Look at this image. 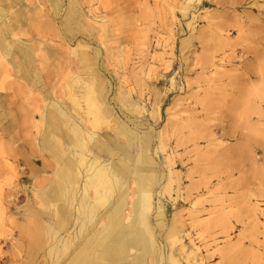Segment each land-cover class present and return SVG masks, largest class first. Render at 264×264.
Instances as JSON below:
<instances>
[{
    "label": "rangeland",
    "instance_id": "obj_1",
    "mask_svg": "<svg viewBox=\"0 0 264 264\" xmlns=\"http://www.w3.org/2000/svg\"><path fill=\"white\" fill-rule=\"evenodd\" d=\"M20 4L15 44L33 53L23 65L34 84L0 51V264L63 263L68 254H49L58 241L33 256L27 243L67 206L75 215L67 233L93 223L64 197H96L81 176L97 145L121 179L99 213L119 190L125 220L133 215L140 191L122 165L142 166L161 264L169 255L179 264H264V0ZM66 166L81 177L66 180L67 195L57 184Z\"/></svg>",
    "mask_w": 264,
    "mask_h": 264
},
{
    "label": "crops",
    "instance_id": "obj_2",
    "mask_svg": "<svg viewBox=\"0 0 264 264\" xmlns=\"http://www.w3.org/2000/svg\"><path fill=\"white\" fill-rule=\"evenodd\" d=\"M22 4H20V0H18L16 3H12L10 2V0H1L0 1V40L1 39H5V43L2 44L0 41V51L2 52L3 55H5L6 57H8L10 66L12 68V62H19L25 72V77L24 80L33 83L34 82L32 80H30L28 78V74H29V70H25L26 68L23 65V61L25 59H28L30 64H34V57H33V53L30 51V49H28V46H24V48H19L17 47V45L15 44L16 41H18L17 39H15L16 36V30L19 28V26L23 25L24 23V15H21V13H19V9H21ZM2 11V13H1ZM9 12H11L9 14ZM9 14V16L7 15ZM6 16V17H4ZM1 47L3 49H1ZM16 51H19L21 54H23V60L22 59H18L19 55L16 53ZM13 69V68H12ZM24 75V74H23ZM47 115V114H46ZM49 116V115H48ZM51 117V116H49ZM82 139H80L81 141ZM80 144V143H79ZM107 153V155H111V151L109 149H104L103 147L97 145V151L95 152V154H93V157L99 161V162H107V160L101 159L100 157V153L104 151ZM113 156V155H112ZM126 159L128 160V162H131L129 154L125 153L123 154L122 157H120V159ZM139 165L140 164H145L146 163V159L145 157L139 160ZM108 165H110V169L111 171L114 173V175H116L115 172V168L113 163H108ZM123 178L127 179L129 177V175L131 174H144L143 173V168L142 166L138 167V168H131L129 163L124 162L123 165ZM134 169V170H133ZM129 174V175H128ZM117 177V176H116ZM135 177V176H134ZM118 179V177H117ZM120 180L121 183V179ZM65 183L62 182L63 187V192L66 191L65 187L68 188V185H64ZM117 185L114 186L113 191L114 192L117 188ZM116 188V189H115ZM54 189V188H53ZM53 190L51 189L50 192V197L54 196L53 194ZM75 197H73L76 202H81V201H85V197L81 196L76 198L77 195L76 193ZM73 194V195H74ZM113 193L110 194V196ZM118 194H119V190H118ZM72 195V194H71ZM64 197V196H63ZM82 197H84L85 199H83ZM140 198V197H139ZM95 199V198H94ZM94 199L91 200L90 198H87L86 201H88L89 204V209L84 211V213H89V216L94 218L95 220L93 221V223L90 226L87 227H83L81 224V221L79 223V226L76 227V231L74 233L78 234V236H75L70 233H67V229L73 224V220L71 219V216H75V215H71L68 213V204L66 205V209H67V213L64 216H56L55 220L52 221V227H45L44 224L39 225L36 224L35 226L39 227L38 232V236L34 241L28 242L27 246L29 248V251L31 252V255H35L37 253H39L40 250H42L44 248L45 245H47V243L45 244L46 241H58V243H60V247H56L53 246L52 243L50 245H52V247L50 248L49 254L52 256V258L57 259V257H62L64 255V253L67 255V258L63 261L62 264H73V260L76 259V254L78 253V251L84 246V243L81 244L83 237L87 236L86 238L90 240V244H93L95 246H97V248L99 246H110V245H114L116 244L117 240L119 239L120 235L119 232L123 231L125 233H129L131 236H134L136 239H138V245L137 248H135V254L134 252H132V250L128 251L127 257H126V261H133L134 258L136 257H142L139 259H141V264H147V260L149 258L150 255H152L155 259L156 264H161L160 261H162V259L164 258L161 254L160 248L157 247L156 245V238H155V230H157V225H155V227H153L148 219V215L149 212L151 210V199H150V210L147 213L143 212V209L141 207V202L138 205V209L133 213V215L130 217H126L128 219V221L125 220L124 218V212L122 209V213H123V218L121 221H119V223L117 222V224L115 225L114 228L111 227L110 224L114 223L115 218L113 217V214H111L112 209L114 208V205L116 204L117 200H118V196L116 198V201L114 202V204L104 212V214H100L99 213V209H98V205L94 202ZM93 201V202H92ZM66 204V203H65ZM94 204V205H93ZM63 208H65V206L63 205ZM95 209L94 211L92 209ZM159 210V208H158ZM83 211V210H82ZM104 219H109L108 221H106V226L105 228H107L108 231H106V234L104 233L102 227H103V220ZM143 220V222L141 221ZM46 221H50V218H47ZM142 223H144V227L142 225ZM161 223V222H159ZM34 226V228H35ZM18 229L20 230V236L24 237V234L27 232V230H29L25 224H19ZM69 228V229H70ZM79 228V229H78ZM78 229V230H77ZM33 230V229H32ZM60 231V232H59ZM127 231V232H126ZM58 232V233H57ZM64 234L62 237L56 238L57 234ZM117 235V236H116ZM148 239V241L150 242L149 245H147V243L145 242V240ZM76 241V242H75ZM149 246V247H148ZM144 249V250H143ZM149 250L148 253H145V251ZM36 252V253H35ZM112 251L111 250H107L106 252H104L103 250V254H105L106 256V261L109 258V255ZM65 255V257H66ZM93 256V255H92ZM91 256V259H93ZM114 259L117 258L116 254L113 255ZM80 262L78 261V264ZM25 264V263H24ZM168 264H179L176 259L169 255L168 256Z\"/></svg>",
    "mask_w": 264,
    "mask_h": 264
},
{
    "label": "bare ground",
    "instance_id": "obj_3",
    "mask_svg": "<svg viewBox=\"0 0 264 264\" xmlns=\"http://www.w3.org/2000/svg\"><path fill=\"white\" fill-rule=\"evenodd\" d=\"M17 1L18 0H10V2H12V3H16ZM262 26H264V25H262ZM0 41L2 44L5 43V39H1ZM1 49H3V48L1 47ZM261 63H262V61H261ZM258 66H262L261 69L264 70V64L258 65ZM12 68L15 72L22 69V72H23L24 77H25L26 74H25V72H24V70H23V68L19 62L13 61L12 62ZM262 73H264V72H262ZM262 75H264V74H262ZM92 106L94 107L96 105L94 103H91V107ZM52 108H53V110L55 109L54 107H52ZM55 111L58 114V110L55 109ZM54 114H52V112H51V113H48L47 115L51 116L52 118H56L55 117L56 115H54ZM73 131H74V134L77 132V130L76 131L73 130ZM79 162L82 163L83 159H81ZM109 166L110 165H108L107 162H99L93 157V160L91 162H89L88 172H91V173H87L85 176H81L82 178L84 177L86 179L85 182H87L88 185L92 188V190L95 191L96 197L94 199V202L100 207L105 204L106 198L112 193L114 186L120 184V180L117 179L116 175H114V173L111 171ZM73 169H74L73 166L64 167L59 172V180L65 182L66 185L69 181H70L71 185H75L77 181H80L79 179L81 177H80V173L78 171H76V168H75L74 172L72 171ZM134 179L136 180V183L138 185V189L140 191L139 193H140L141 207L143 209V212L147 213L150 210V195L148 193L149 192L148 191L149 183L144 178V174L135 175ZM66 180H68V182H66ZM57 184H58L59 190L63 192L64 186L62 185V182L61 183L58 182ZM79 185L81 186L80 183H79ZM86 192H87V189H86ZM64 193H65V195L68 194L65 191H64ZM53 194L55 195L54 192H53ZM124 195H125V191L122 193L120 192L118 194V200H117L116 204L114 205V208L111 211V214H113V217L115 218L114 223L110 224L112 228L115 227L117 222L119 223V221H121L123 219L122 208L124 207V205H123L124 204L123 203V196ZM64 198H66L67 204H68V202L69 203L74 202L73 197L68 198L65 196ZM82 198L87 199V197H85V198L82 197ZM86 199H85V201L80 202L81 209L78 208L79 210H83V212L89 209L90 203L88 204V201H86ZM92 210L94 211L95 209L93 208ZM126 221H128L127 218H126ZM141 221L143 222V220H141ZM39 225H42V224H39ZM142 225L144 227L145 224L142 223ZM118 235H120V237L117 240L116 244L110 245L107 247L106 246H104V247L99 246L98 248H97V246L90 244V240L85 237L83 239V242L81 243V244L84 243V246L76 254L77 256H76V259L73 260V262H74L73 264H78V261L80 262L79 264H141V259H139V257L141 255L139 257L134 258L133 261H129V262L126 261L128 251L129 250L135 251V248L138 249L137 248V245L139 243L138 239H136L134 236H131L129 233L127 234L123 231L119 232ZM145 242L147 243V245H149V243H150L148 241V239H146ZM103 250H104V252H106L107 250L112 251L110 253L107 261H106L105 254H103ZM148 252H149V250L145 251V253H148ZM114 254H116V256H117V258H115V259L113 257ZM91 256L93 259H91ZM140 258H142V257H140ZM145 261H147V260H145Z\"/></svg>",
    "mask_w": 264,
    "mask_h": 264
}]
</instances>
